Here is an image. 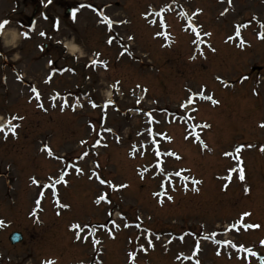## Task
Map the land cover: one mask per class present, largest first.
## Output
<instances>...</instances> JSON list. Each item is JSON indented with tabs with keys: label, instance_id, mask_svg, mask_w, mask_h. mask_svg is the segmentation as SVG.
I'll return each mask as SVG.
<instances>
[{
	"label": "rangeland",
	"instance_id": "374dc122",
	"mask_svg": "<svg viewBox=\"0 0 264 264\" xmlns=\"http://www.w3.org/2000/svg\"><path fill=\"white\" fill-rule=\"evenodd\" d=\"M77 1L53 0L44 6L47 19H39L32 39H25L16 20L23 17L28 30L30 18L25 15L34 1L0 0V21H10L0 39V118L23 117L14 120L16 135L6 132L5 138L0 132V264H130V252L136 253L135 264H260L264 40L258 33L264 31V0H88L80 3L91 7L83 8ZM69 7L78 9L77 20ZM197 9L201 11L193 16ZM105 17L113 22L111 29ZM188 17L201 39L211 33L205 43L197 41L204 55L193 44ZM237 26L241 36L228 40ZM46 30L45 38L40 33ZM65 38L80 44L79 59L53 45ZM45 42L49 48L38 50ZM91 56L107 67L91 66ZM48 59L60 74L50 81ZM113 87L121 92L114 89L113 99L106 100ZM205 88L218 104L196 97L193 105L180 107L192 92ZM88 92L90 100H81ZM149 112L156 122L149 124ZM189 132L193 135L185 140ZM159 133L171 142L154 135ZM241 145L253 147L236 153ZM134 146L139 149L135 156ZM157 148L181 159L158 157ZM85 152L88 155L80 159ZM158 160L163 161V173ZM240 168L244 180L239 179ZM93 171L127 187L101 185L95 177L90 179ZM177 171L189 179L173 175ZM62 173H67V186L51 188ZM192 179L202 183L193 184ZM105 192L111 203L97 205L95 200ZM244 212L251 213L245 222L261 227L237 231ZM74 224L87 225L81 233L86 241L76 239ZM15 232L23 239L13 244ZM148 237L154 248L147 245ZM197 241L200 250L194 255ZM249 248L257 255L247 252Z\"/></svg>",
	"mask_w": 264,
	"mask_h": 264
},
{
	"label": "snow or ice",
	"instance_id": "6c2138e0",
	"mask_svg": "<svg viewBox=\"0 0 264 264\" xmlns=\"http://www.w3.org/2000/svg\"><path fill=\"white\" fill-rule=\"evenodd\" d=\"M49 3H51V0H49ZM228 3H231V0H228ZM79 7H80V8H83V7H91V5H80ZM77 11H78V9H73V10H72V16H73V19H75V15H76V12H77ZM200 11H201V10L197 9L196 12L193 13V16L197 15ZM147 15H150V14H147ZM156 15H159V13H156ZM183 15L187 16V13H183ZM222 15H223V13H222ZM188 19H189V25H188V27L191 28V30H192L193 33H195V39L193 40V44H195V45L197 46V50L200 52V55H204L203 50L200 49L199 44L197 43V41H199L200 44L205 43V41H203V40L201 39V34H200L199 30L196 28V26L193 25V24L191 23L192 17H188ZM104 22H106L108 28L111 29V27H112V23H113V22L110 20V18L105 17V21H104ZM9 23H10V21H9L8 19H4L3 21H0V36H2V35L4 34V29H5V27H6ZM243 26H244V27H247L248 25L245 24V25H243ZM55 27H56V29L58 30V28H59V22H58V20H57V22H56ZM260 27H261V28H264V24H261ZM239 28H240V26H237V30H236V32H235V36H234V37H233V36L228 37V40H233L234 38H236V37H240V36H241ZM21 35L24 36L25 39L29 38V33L26 32V31H25V32H22ZM40 35H41V36H44V35H46V33L41 32ZM156 35L159 36V35H161V33L158 32ZM204 35H205V36H211V33H204ZM165 38H167V34H166V33H165ZM258 38L264 40V31L258 33ZM13 39H14V37H13ZM132 39H134V37H131V36H130V37H129V40H132ZM6 42H7V43H12V40H6ZM107 42H108L109 44H111V43H113V40H112V39H109ZM244 43H245V42L243 41V39H242V37H241V39H240V44L243 45ZM208 47H209L212 51H215L214 48H211V45H208ZM97 55H98V54H97ZM191 59L195 60V59H196V56L193 55V56L191 57ZM53 63H54L53 61H51V60L49 61V65H50V66H51ZM97 63H102L103 66H104L105 68L107 67V64H106V63H104V62H102V61L95 60V59L91 61V66L94 67ZM52 71H53V73H55L56 71H59V70H57V69H53ZM62 71H71V70H70V69H63ZM50 79H51V77H49V81H50ZM216 79H217V80H221L220 77H217ZM244 79H247V77H244ZM117 83H119V82H117ZM137 87H139V85H137ZM33 91L36 92V89H33ZM190 91H191V90H190ZM205 93H206V88H205V89H202V90L199 91V92H192L191 95L188 96V98L186 99V101L180 105V107H181V108H188L190 105H193V104L195 103V98H196V97H199V98L202 99V100H208V101H211L214 105L219 103L218 101H216V100L213 98V96H211V95H206ZM57 95H58V94H57ZM37 99H39V93H38V92H37ZM137 102L139 103V101H137ZM107 103H108V104H111V103H113V102H112V101H108ZM38 106L42 108V107H43V104H40V105H38ZM92 107L95 108V107H97V105L93 102V103H92ZM195 110H196V109H193V111H195ZM146 115L149 117V121H148L149 124L156 122V121H155V118L152 116V113H151V112L146 113ZM16 119H23V117H16V116L11 117V118L9 119V121H8L5 125H0V132H5V128L7 127L8 130H9L13 135H15V134H16L15 129L18 127V125H13V124L11 123V121H12V120H16ZM203 127L207 128V127H210V126L207 125V124H204ZM261 127H264V124H262ZM106 131H111V129H106ZM148 132H149V133H152V130H151V129H148ZM138 134H139V133H138ZM154 135H160V136H162L164 139H166V140H168L169 142H171V137L167 136V134H165V133H159V134H154ZM192 135H193V133H192V132H189V133L184 137L185 140L189 139V137H191ZM6 137H7V133L5 132V138H6ZM196 138L199 139L198 134H197ZM82 143H85V142L82 141ZM96 143L99 144L100 141L97 140ZM200 143H201L202 147H205V148L207 147V145L204 144V142H203L202 140H200ZM152 144H154V145L157 144V141H156L155 138H153V140H152ZM45 147L47 148L48 154H49L50 156L53 155L52 150H51L50 148H48L47 146H45ZM244 147H249V148H251V147H253V146H252V145H247V146L241 145V146H239V147H237V148L235 149L236 153H239V152L241 151V149L244 148ZM260 150H261V151H264V147H261ZM137 151H139V149L135 148V146H134V148H133V152H132V155L135 156V154H136ZM141 154L143 155L142 152H141ZM87 155H88L87 152L83 153L82 156L80 157V159H83V158L86 157ZM155 155L158 156V157H159V156H162V155H168V156H171V157H175V159H177V160L181 159V157H180L178 154H176L175 152H171V151H169V152H167V153H161V152L159 151L158 148H157L156 151H155ZM225 155H231V153H225ZM162 165H163V161H162V160H158V161H157V167H159V168H160V171L163 173V172H164V168H163ZM73 167H74V169H75L76 174H78V175H79V174H82V169H80V168L77 167V166H73ZM96 167H99V165L97 164ZM144 171H147V169H144L143 171H141L140 175H141V178H142V179H143V173H144ZM182 171H189V170H182ZM182 171H177V172L174 173V175L177 176V177H181L183 180L187 181L189 178H188L187 176H182ZM233 171H236V170L233 169ZM66 175H67V173H62V174L59 176V178L55 179V180L52 182V184L50 185V187H51V188H54V187H55L56 185H58V184H63L64 186H67V180L65 179V176H66ZM92 177H95V178L99 181V183H100L101 185H105V184L109 185L113 190H117L118 188L127 187V185H119V186L114 185L111 181H106V180H104L103 178H101L100 174H99L98 172H95V171H93L92 176H90V179H91ZM49 179L52 180L51 177H50ZM239 179H240V180H244V172H243V169H242V168L239 169ZM33 182L36 183L35 180H34ZM191 182H192L193 184H196V185L202 183V181L195 180V179H192ZM184 187H185V189H187L188 185L185 184ZM226 188H227V185H225V190H226ZM173 190H175V188H173ZM192 190H193V191H199L198 188H193ZM248 191H249V189L245 188V192L247 193ZM165 192H166V190H165ZM154 195H156V196H160L161 194H160V193H154ZM167 198H168V200H172V199H173V197L170 196V195H169ZM101 202H105V203H109V204L111 203L110 199L108 198V194H107L106 192L103 193V194H101V195H99V196L97 197V199L95 200V203H96L97 205L101 204ZM160 202L163 203L162 200H161ZM37 203H39V201H37ZM60 206L63 207V208H68V207H70L69 205H66V204H61ZM108 215L111 216V215H112V212L109 211V212H108ZM120 215H121V218H123L122 214H120ZM250 215H251V213H249V212H244V213H242V214H241V217H240V221H239V228H237V225H235V224H233L231 227H232V228H237V231H239V230L247 231V230H249V229H259V228L261 227V225H259V224H251V223H247V222L244 221V218H245V217H248V216H250ZM137 219H139V217H138ZM110 222H111V223H112L117 229H119V228L121 227L119 224H116V222H115L114 220H112V221H110ZM0 226H4V221L0 220ZM129 226H130V225L127 224V223L124 224V227H129ZM101 227H105V225H101ZM137 227H140V225H137ZM72 228H74V229H78V231L76 232V239H77L78 241L81 240L82 238H83L85 241L88 239L87 236H83V237L81 236V233H83V232L86 230L87 225H85V226H81V225H79V224H74V225H72ZM215 235H216V233H212V236H215ZM113 238H114V237H113ZM155 239H156V240H159L160 237H159V236H156ZM180 239H181V241H183L184 237H180ZM204 239H208V237H204ZM146 242H147V245H148L149 247H153V248L155 247V245H154V243H153V240H152L150 237L146 238ZM94 243H95V244H98V243H100V242H99V240H96V241H94ZM215 243H216L217 245H219V244L221 243V241H220V240H215ZM224 243H225L226 246H227V245H231L232 247H237L235 244H231L230 241H225ZM260 244L264 245V240H261V241H260ZM240 247H243V246H240ZM140 249L146 251L144 245H140ZM199 250H200V244H199V241H197V243H196V252L194 253V255L197 254V253L199 252ZM247 252H249L252 256H256V255H257V253L254 252V251H252L251 248L247 249ZM219 254H220V252L218 251V252H217V255H219ZM135 255H136L135 252H130V253H129L130 264H135ZM44 264H55V262L52 261V260H49V261L44 262ZM196 264H200V262L197 260ZM260 264H264V257H261V258H260Z\"/></svg>",
	"mask_w": 264,
	"mask_h": 264
},
{
	"label": "bare ground",
	"instance_id": "6f19581e",
	"mask_svg": "<svg viewBox=\"0 0 264 264\" xmlns=\"http://www.w3.org/2000/svg\"><path fill=\"white\" fill-rule=\"evenodd\" d=\"M6 36V34H5ZM65 46L67 47V50L71 53V54H74V53H79V47L76 46L74 43H72L70 40H67L65 42ZM108 95L110 96V98L113 97V93L108 90ZM0 121H1V118H0Z\"/></svg>",
	"mask_w": 264,
	"mask_h": 264
},
{
	"label": "water",
	"instance_id": "95a60500",
	"mask_svg": "<svg viewBox=\"0 0 264 264\" xmlns=\"http://www.w3.org/2000/svg\"><path fill=\"white\" fill-rule=\"evenodd\" d=\"M10 239L13 243H17L22 240V235L20 233H14L11 235Z\"/></svg>",
	"mask_w": 264,
	"mask_h": 264
},
{
	"label": "flooded vegetation",
	"instance_id": "af4514ba",
	"mask_svg": "<svg viewBox=\"0 0 264 264\" xmlns=\"http://www.w3.org/2000/svg\"><path fill=\"white\" fill-rule=\"evenodd\" d=\"M39 6H40V5H39L37 2H35V6H34V8H35L36 11H38Z\"/></svg>",
	"mask_w": 264,
	"mask_h": 264
}]
</instances>
